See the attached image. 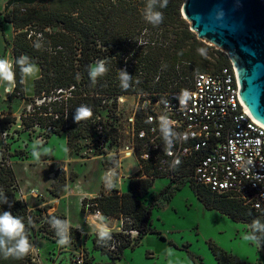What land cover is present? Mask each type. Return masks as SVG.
Returning <instances> with one entry per match:
<instances>
[{
	"label": "trees",
	"instance_id": "1",
	"mask_svg": "<svg viewBox=\"0 0 264 264\" xmlns=\"http://www.w3.org/2000/svg\"><path fill=\"white\" fill-rule=\"evenodd\" d=\"M162 3L163 0L155 3L152 0H60L59 7L51 11L35 10L31 4L19 3L22 9L9 20L15 30H21L14 41L15 86L10 99L14 96L28 97L24 95L25 75L18 63L20 57H28L25 66L39 63L41 67V74L34 81L33 107L21 117L25 129H43L46 140L53 135H65L67 151L71 155L94 142L95 153L100 155L117 132L103 112L110 106L116 107L121 95L138 93L156 97L168 89L186 87L183 84L191 82L197 70L205 69L201 64V47L194 44L198 41L196 35L182 16L184 0H168L164 8ZM150 4L152 12L163 14V21L158 25L147 19ZM29 28L35 29L39 39L45 41L46 50H35L23 42L22 37L28 35ZM142 32H146L144 40L140 37ZM216 54L218 70L230 64L225 53L216 51ZM104 59L106 71L93 81L90 75L92 66ZM123 74L128 77L126 81ZM36 98L44 100L37 102ZM81 106L90 108L92 116L78 122L76 115ZM136 115L134 133L141 146L138 151L141 157L145 151L144 142L149 137L139 138L138 134L143 129L147 130L148 124L144 112L137 110ZM15 122L16 117H0V128L4 131ZM20 154L24 151L12 153L3 150L1 153L0 213L10 211L22 217L31 248L20 259L4 258L0 253V264H38L31 254V231H36L39 224V231L48 237L59 238L60 229L68 227L64 216L48 213L51 204H45L35 212L17 197L19 181L10 158ZM142 161L145 169L129 178L128 191L116 187L102 189L98 195L82 200L84 212H100L104 217L122 221L121 230L110 233L107 245L101 244L97 236L93 239L95 249H100L115 261L122 257L126 247L136 246L147 234L159 233L163 237L153 226L154 203L148 204L145 199L154 179L166 175L171 176V183H188L207 209L218 210L235 221L248 223L251 236H255L264 249V211L245 204L235 195L213 192L197 182L194 177L196 162L192 159L175 167L172 174L160 172L145 159ZM65 187L64 177L55 178L51 193L59 197ZM180 189L170 188L169 184L160 195L170 201L175 191ZM256 221L259 223L254 228ZM68 228L71 238L81 237L75 227ZM209 245L219 264H251L212 242ZM190 255L197 259L196 255ZM74 264H78L76 260Z\"/></svg>",
	"mask_w": 264,
	"mask_h": 264
},
{
	"label": "rangeland",
	"instance_id": "2",
	"mask_svg": "<svg viewBox=\"0 0 264 264\" xmlns=\"http://www.w3.org/2000/svg\"><path fill=\"white\" fill-rule=\"evenodd\" d=\"M8 1L0 0V58H7L14 63V41L21 30H15L9 20L22 6L15 4L4 12ZM59 2L37 0L31 5L35 10L51 11L59 7ZM182 16L184 18L183 13ZM185 22L196 35L198 41L194 44L199 45L203 51L201 64L205 69L201 70H218L216 51L225 53L227 57L229 53L205 38H199L191 23L186 19ZM146 32L140 34L142 40ZM22 40L35 50H46L45 41L39 39L35 29L29 28L28 35L23 36ZM22 57L28 60L27 56H21L20 59ZM105 59L95 62L92 69ZM32 65L35 66L34 72L25 75L24 95L28 99L21 96L10 99L14 92V81L11 84L0 81V117H16V122L7 129L3 131L0 128V157L3 150L12 153L23 150L24 154L10 158L19 181L17 197L35 212L45 204H51L48 213L56 212L64 216L67 226H73L81 233L80 238L73 239L66 227L65 234L59 238L48 237L39 231L37 224L36 231H31L30 240L31 254L38 264H74L77 258L82 260V264H219L210 248V242L251 264H264V249L257 241L244 239L246 235L251 236L248 223L235 221L218 210L207 209L188 183H171L170 175L155 178L145 199L148 204L154 203L153 226L163 237L159 233L147 234L136 246L126 247L122 257L115 261L100 249H95L93 239L96 236L101 244L106 245L109 238L100 239L96 225L105 224L111 233L121 230L122 221L89 210L84 212L82 200L98 195L102 189L116 187L128 191L129 178L145 169V164L138 156L141 146L134 133L139 94L121 95L116 107L110 106L103 112L105 119L117 130L116 136L106 143L103 154L97 155L94 142H90L71 155L67 151L65 135H53L46 140L43 129H25L22 123L21 117L33 107L34 81L41 74L40 64ZM189 82L183 86H188ZM36 100L42 102L44 99ZM62 177L66 180V187L61 196L57 197L51 193V188L54 179ZM169 184L170 188L181 187L170 201L160 195L161 190ZM61 240L65 243L60 244ZM190 253L196 255L197 259H193Z\"/></svg>",
	"mask_w": 264,
	"mask_h": 264
},
{
	"label": "built area",
	"instance_id": "3",
	"mask_svg": "<svg viewBox=\"0 0 264 264\" xmlns=\"http://www.w3.org/2000/svg\"><path fill=\"white\" fill-rule=\"evenodd\" d=\"M229 60L217 71L197 72L183 89L139 94L137 110L145 113L148 129L138 136L149 137L141 158L168 174L192 159L197 182L264 211V124L243 102L238 71ZM162 121L171 128L167 137Z\"/></svg>",
	"mask_w": 264,
	"mask_h": 264
},
{
	"label": "water",
	"instance_id": "4",
	"mask_svg": "<svg viewBox=\"0 0 264 264\" xmlns=\"http://www.w3.org/2000/svg\"><path fill=\"white\" fill-rule=\"evenodd\" d=\"M36 1L9 0L4 12ZM181 11L199 38L229 53L238 71L241 98L264 124V0H186Z\"/></svg>",
	"mask_w": 264,
	"mask_h": 264
},
{
	"label": "clouds",
	"instance_id": "5",
	"mask_svg": "<svg viewBox=\"0 0 264 264\" xmlns=\"http://www.w3.org/2000/svg\"><path fill=\"white\" fill-rule=\"evenodd\" d=\"M156 0H152V3H155ZM168 0H163L161 7L164 8L167 6ZM147 19L152 22L153 25H158L163 21V14L161 12H152L151 4L149 5V11L147 14ZM201 55L203 51L199 50ZM17 63V61H16ZM18 63L21 65V72L24 75L32 74L35 70V66L28 64L25 66V58H21ZM104 63H99L94 66L90 75L95 81V78L99 74L105 73ZM15 73L13 71V65L7 58H0V81L8 82L11 84L14 81ZM128 77L126 74H123V80H127ZM125 89L127 85H124ZM92 116V110L88 107L81 106L77 110L76 120L79 122L82 119L90 118ZM161 127L164 130L165 136L171 134V128L167 121H162ZM187 139V136H185ZM175 163H179L177 160ZM59 224V221H56ZM258 221L254 222L253 227L255 228L258 225ZM96 229L98 231L100 239H104L110 236V230L105 224H97ZM245 240L256 241L255 236L246 235ZM60 244L65 243L64 240L59 241ZM31 244L25 233V224L23 223L22 217L13 215L10 211H3L0 213V253L3 254L4 258H23L30 251Z\"/></svg>",
	"mask_w": 264,
	"mask_h": 264
},
{
	"label": "bare ground",
	"instance_id": "6",
	"mask_svg": "<svg viewBox=\"0 0 264 264\" xmlns=\"http://www.w3.org/2000/svg\"><path fill=\"white\" fill-rule=\"evenodd\" d=\"M231 57L235 60V58L231 55ZM236 61V60H235ZM128 156H130V154H128ZM101 216V214H99Z\"/></svg>",
	"mask_w": 264,
	"mask_h": 264
},
{
	"label": "crops",
	"instance_id": "7",
	"mask_svg": "<svg viewBox=\"0 0 264 264\" xmlns=\"http://www.w3.org/2000/svg\"><path fill=\"white\" fill-rule=\"evenodd\" d=\"M36 195V194H35ZM37 196V195H36Z\"/></svg>",
	"mask_w": 264,
	"mask_h": 264
}]
</instances>
